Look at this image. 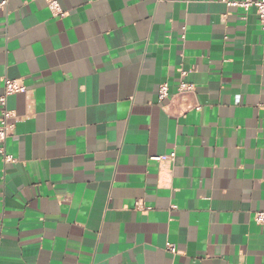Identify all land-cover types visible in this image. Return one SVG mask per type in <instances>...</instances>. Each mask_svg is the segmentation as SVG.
<instances>
[{"label": "crops", "instance_id": "1", "mask_svg": "<svg viewBox=\"0 0 264 264\" xmlns=\"http://www.w3.org/2000/svg\"><path fill=\"white\" fill-rule=\"evenodd\" d=\"M226 1L6 0L0 264H264V31Z\"/></svg>", "mask_w": 264, "mask_h": 264}, {"label": "built area", "instance_id": "2", "mask_svg": "<svg viewBox=\"0 0 264 264\" xmlns=\"http://www.w3.org/2000/svg\"><path fill=\"white\" fill-rule=\"evenodd\" d=\"M44 1L49 11L53 15H62L58 0H44ZM226 3L231 6H238L244 9L246 12L252 8L259 20L261 30L264 31V0H243V1L227 0ZM5 4H6V0H0V7L4 6ZM184 75L185 73H182V77ZM2 85H3V92L0 95V155H2L4 162H13V158L5 154L3 147L5 140L12 135L13 127H14L13 124L10 122L13 114L11 111L7 109L6 101L7 98L11 95L25 92L26 88L20 80L4 79L2 81ZM193 90H194L193 86L188 84L183 78H181L177 88V93L178 94L191 93L193 92ZM158 97H159V101L161 102L168 98V89L165 84L159 87ZM195 109L198 110L199 107L197 106L195 107ZM174 156L175 154L171 152L167 156L166 155L156 156V157H152L151 159L157 162H161L165 159L173 160ZM254 219L257 224H264V211H258L255 214ZM166 248L171 253H175V249L171 245H167Z\"/></svg>", "mask_w": 264, "mask_h": 264}]
</instances>
